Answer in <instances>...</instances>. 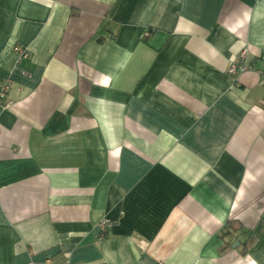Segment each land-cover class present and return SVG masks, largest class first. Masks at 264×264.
I'll return each instance as SVG.
<instances>
[{
    "label": "crops",
    "instance_id": "crops-1",
    "mask_svg": "<svg viewBox=\"0 0 264 264\" xmlns=\"http://www.w3.org/2000/svg\"><path fill=\"white\" fill-rule=\"evenodd\" d=\"M262 56L264 0H0V264H264Z\"/></svg>",
    "mask_w": 264,
    "mask_h": 264
},
{
    "label": "built area",
    "instance_id": "built-area-1",
    "mask_svg": "<svg viewBox=\"0 0 264 264\" xmlns=\"http://www.w3.org/2000/svg\"><path fill=\"white\" fill-rule=\"evenodd\" d=\"M14 52L17 54L19 58H28L30 56L29 51L25 49L24 47H18V45L14 46L13 49ZM246 49H242L239 54L232 60H230L226 67V72L231 75L232 81H235V74L237 72H242L247 70L250 66H248V62L246 60ZM264 57V56H262ZM258 76L261 83H264V70L258 71ZM8 88V80H0V100H2L5 96V93ZM115 221L111 220L108 221L107 219H101L98 222V229H100V234L98 236V239H101L103 237V233L105 232V228L108 224H112ZM49 259L45 260L46 264H49Z\"/></svg>",
    "mask_w": 264,
    "mask_h": 264
}]
</instances>
